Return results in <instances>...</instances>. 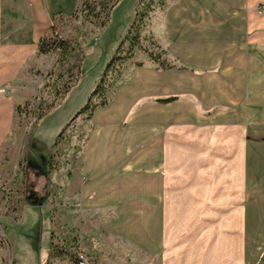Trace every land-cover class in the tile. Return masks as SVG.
I'll return each instance as SVG.
<instances>
[{
    "label": "crops",
    "instance_id": "obj_1",
    "mask_svg": "<svg viewBox=\"0 0 264 264\" xmlns=\"http://www.w3.org/2000/svg\"><path fill=\"white\" fill-rule=\"evenodd\" d=\"M79 3L0 0V158L18 107L32 95L29 71L41 39ZM258 3L264 0H163L151 29L174 66L158 68L147 59L131 69L133 92L124 86L78 122V131L57 140L58 163L48 177L27 164L24 171L10 162L0 166L3 184L22 190L18 218L28 201L48 207L49 193L39 195L37 186L56 189L51 245L67 251L50 247L47 264H75L77 244L98 264H225V246L234 243L226 244V232L256 213L239 208L226 216L225 205L238 197L225 175L240 174L242 157L249 166L258 157L241 148V128L228 130L236 123L203 109L223 105L226 89L239 87L231 78L243 76L241 61L264 46Z\"/></svg>",
    "mask_w": 264,
    "mask_h": 264
},
{
    "label": "rangeland",
    "instance_id": "obj_2",
    "mask_svg": "<svg viewBox=\"0 0 264 264\" xmlns=\"http://www.w3.org/2000/svg\"><path fill=\"white\" fill-rule=\"evenodd\" d=\"M163 5V0H80L73 14L60 15L55 25L67 44L39 53L30 68L33 92L18 109L12 140L2 147L0 166L10 162L24 171L27 164L29 172L48 177L58 163L56 142L78 131V122L89 115V111L82 115L79 111L89 99L90 107L96 109L102 102L115 99L124 86L133 92L128 74L131 69L143 67L147 59L164 68L150 56L153 53L165 60L151 29L153 16L163 10ZM258 5L262 10L258 19L264 20V4ZM258 31L264 37V28ZM253 56L241 61L243 76L231 78L240 83L239 87L226 89L223 105L203 109L205 115L222 114L226 121L236 123L227 126L228 130L241 128V148L255 150L258 157L257 166H249L247 159L242 162V157L240 174L225 175L226 181L235 183L233 190L238 197L225 205L226 216L233 209L242 212L256 208L253 215L242 216L245 220H241L240 230L226 232L230 234L224 239L226 244L234 243L231 248L225 246V264L232 259L240 264H264V46ZM249 72L255 75L253 86L249 85ZM101 79L99 93L93 95ZM236 98L239 101L232 103ZM252 109L256 112L251 114ZM34 177L32 181L37 184ZM0 184V264H47L56 220V189L37 186L39 195L49 193L48 207L28 201L18 218L16 213L24 200L17 201L16 197L22 190L11 189L3 179ZM226 192L232 194L231 189Z\"/></svg>",
    "mask_w": 264,
    "mask_h": 264
},
{
    "label": "trees",
    "instance_id": "obj_3",
    "mask_svg": "<svg viewBox=\"0 0 264 264\" xmlns=\"http://www.w3.org/2000/svg\"><path fill=\"white\" fill-rule=\"evenodd\" d=\"M52 30H53V32H52L51 36H45L44 38L41 39V41L39 43V52L40 53H48L51 50H54L57 48H65L67 41L61 37L60 32H59V30L55 24L52 25ZM52 37H54V38H52ZM150 56L154 60L158 61L162 67H164V68H170L171 67V65L166 60H161L159 58V56H155L153 53H151ZM101 82H102V79H101L100 83L97 85L96 89L94 90L93 95L99 93L100 87L103 84V82L102 83ZM104 104H105V101L102 102V105H104ZM19 108L20 107H18V109ZM94 109H95L94 107H90V99H89L88 102L86 103V105L81 108L79 113H86L89 111V115H90ZM41 117L42 116H40L39 118H41ZM51 248H53L54 250H57L58 252H61V253L67 251L62 246L57 247L53 244L51 245Z\"/></svg>",
    "mask_w": 264,
    "mask_h": 264
},
{
    "label": "built area",
    "instance_id": "obj_4",
    "mask_svg": "<svg viewBox=\"0 0 264 264\" xmlns=\"http://www.w3.org/2000/svg\"><path fill=\"white\" fill-rule=\"evenodd\" d=\"M74 261L75 264H98L80 244H77L74 248Z\"/></svg>",
    "mask_w": 264,
    "mask_h": 264
}]
</instances>
